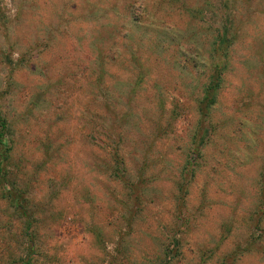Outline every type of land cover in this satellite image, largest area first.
<instances>
[{"label":"rangeland","instance_id":"rangeland-1","mask_svg":"<svg viewBox=\"0 0 264 264\" xmlns=\"http://www.w3.org/2000/svg\"><path fill=\"white\" fill-rule=\"evenodd\" d=\"M0 113V264H264V0H0Z\"/></svg>","mask_w":264,"mask_h":264},{"label":"trees","instance_id":"trees-1","mask_svg":"<svg viewBox=\"0 0 264 264\" xmlns=\"http://www.w3.org/2000/svg\"><path fill=\"white\" fill-rule=\"evenodd\" d=\"M224 70L225 68L222 67L220 63H217L215 69L213 70V74L210 78L209 84L204 89V97L200 100V103L202 105L200 109V117L204 121H207L209 119L210 110L217 103L218 91L220 90V87L222 85ZM6 122V118L0 113V187L4 190L7 199L10 201L19 216H21L22 218H24L25 216L26 218H30V215L28 214L27 208L25 206L26 200L22 197L21 194H18L16 192V189H11L8 185L9 180L7 178L8 173L6 172V164L9 161V148H7L6 136L8 135V125ZM25 225L26 227L24 236L27 238L28 242H33L36 234L34 231H31L32 224L29 221L26 222Z\"/></svg>","mask_w":264,"mask_h":264}]
</instances>
